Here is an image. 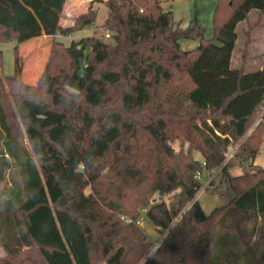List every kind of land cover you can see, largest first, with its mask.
I'll use <instances>...</instances> for the list:
<instances>
[{
	"label": "trees",
	"instance_id": "trees-1",
	"mask_svg": "<svg viewBox=\"0 0 264 264\" xmlns=\"http://www.w3.org/2000/svg\"><path fill=\"white\" fill-rule=\"evenodd\" d=\"M215 1L206 38L161 0H95L71 26L67 0H0V43H15L11 74L0 49V264H264V168L252 165L264 66L246 71L264 0ZM94 3L109 37L57 39L94 25ZM42 36L50 53L29 84L21 45ZM219 167L233 196L207 215L196 175ZM141 218L165 232L159 247Z\"/></svg>",
	"mask_w": 264,
	"mask_h": 264
},
{
	"label": "rangeland",
	"instance_id": "rangeland-1",
	"mask_svg": "<svg viewBox=\"0 0 264 264\" xmlns=\"http://www.w3.org/2000/svg\"><path fill=\"white\" fill-rule=\"evenodd\" d=\"M95 0H68L66 3V19L62 20V24L64 26L73 25V19L80 15L82 12L86 11L89 5ZM104 1V0H102ZM163 8L165 10H172L174 13V18L177 23L184 28L195 25L198 23L201 27L205 29V37L211 38L213 36V11L215 8L216 1L215 0H161ZM102 3H96L94 6H101ZM107 8L105 6H101V10L99 11V16L97 22L86 28L81 32H77L70 37L58 36L57 39L60 41H64L67 45L70 44L72 40L79 41L83 37L92 36L95 34V30L97 29L98 36L109 37L112 33L108 31H104L101 29V24L107 17ZM254 14L251 15V18ZM239 45L234 49L235 60L239 55V52L243 51L242 46V38L239 39ZM12 43H0V48L4 51V60L6 63L5 74H11L10 72L11 66L13 69L14 66V56H13V48L10 46ZM199 41L192 39H182L180 40V46L183 50H191L198 47ZM27 46H30L27 48ZM47 46V45H46ZM46 46L45 44L41 47H31V45H26L25 54L27 58V73L24 75V80L29 84H36L31 75L35 72L38 67L43 66L45 60H47L46 55ZM48 56V55H47ZM11 65V66H10ZM233 67L237 68L236 65H239L238 61H234L232 64ZM264 66V64H262ZM253 64L246 65V71H255ZM30 71V72H29ZM255 127V124L253 125ZM252 127V129H253ZM172 146L178 150L179 144L178 142H173ZM238 146V145H237ZM236 150V147H233ZM232 151H234V149ZM231 149L228 150V154L231 152ZM197 158L200 157L198 152L194 153ZM252 165L256 168H264V144L261 147L259 155L252 162ZM214 172L205 171L203 173L202 183L209 181L211 178V182L209 187L203 192H199L197 199L201 204L205 214L209 215L215 208L222 207L226 205L230 201V196H233V192L230 189L228 177H234L241 175L243 170L240 166L231 167L228 169L227 176H224L223 168H215ZM142 228L147 233L153 241L154 246H156L165 236V232L158 231L153 225L145 219L142 223Z\"/></svg>",
	"mask_w": 264,
	"mask_h": 264
},
{
	"label": "crops",
	"instance_id": "crops-1",
	"mask_svg": "<svg viewBox=\"0 0 264 264\" xmlns=\"http://www.w3.org/2000/svg\"><path fill=\"white\" fill-rule=\"evenodd\" d=\"M104 1H106V0H104ZM94 5H96V3H94ZM101 6H103V5H101ZM101 6H99V11L101 10ZM96 7H98V6H96ZM65 9H66V6H65ZM86 11H84V12H86ZM84 12H82V13H84ZM65 14H66V12H65ZM252 14H254V16L251 18ZM258 19H259V11L252 10L250 12V14H249L248 21H243V22H240L238 24V27H237L238 39H237L235 48L239 45V43H240L239 39L240 38H242V40H243L242 46L244 48V44H245V41H246V34L245 33L248 30V26L250 24H254ZM52 40H53V38L51 36H42V37L30 40V41H28V42H26V43L21 45V51H22V53H23V55L25 57V60H26L25 61V68H24V75H26V73H27V66H28L26 54L24 52L25 51L24 47H26V45H31V47L39 48V47H41L42 45L45 44V46L47 45L46 46V51H47V55L49 56ZM250 40H251V44H250V48H249V55H248L247 64H249V62H250V64L254 65V69H251V70L262 69L263 68L262 64H264V25L263 24L255 27L253 30H251V32H250ZM8 44H10V43H8ZM14 46H15V43H12V45L10 47L14 48ZM28 47H30V46H27V48ZM242 53H243V51L239 52V55L237 56L236 60H235V55H233L232 63H234V61H238L239 62V65H236L237 68L240 67V65H241ZM3 55L5 56L4 51H3ZM47 55H46V58L48 57ZM46 61L47 60H45L43 66L38 67L35 70V72L31 75V77H33L35 81L38 80L42 70L44 69ZM5 70H6V63H5ZM11 71L13 72L12 66H11L10 72ZM3 255H4V252L2 250H0V257L3 256Z\"/></svg>",
	"mask_w": 264,
	"mask_h": 264
},
{
	"label": "built area",
	"instance_id": "built-area-1",
	"mask_svg": "<svg viewBox=\"0 0 264 264\" xmlns=\"http://www.w3.org/2000/svg\"><path fill=\"white\" fill-rule=\"evenodd\" d=\"M260 123H264V105H262L260 108H259V115H258V118L255 122V126L259 125ZM234 151H232L231 149V152L227 155L228 158H231L233 155H234V152H235V148H233ZM236 149H237V146H236ZM220 168V167H219ZM206 171V170H205ZM215 170H212L211 172H214ZM196 177L199 179V180H202L203 179V173L199 172ZM210 182H211V178L209 179V181L203 183V186L201 188V192L205 191L207 189V187H209L210 185ZM145 220L143 218L140 219V221L138 222L141 226H142V223L144 222ZM162 241V240H161ZM161 241L155 246V248L159 247V245L161 244Z\"/></svg>",
	"mask_w": 264,
	"mask_h": 264
},
{
	"label": "water",
	"instance_id": "water-1",
	"mask_svg": "<svg viewBox=\"0 0 264 264\" xmlns=\"http://www.w3.org/2000/svg\"><path fill=\"white\" fill-rule=\"evenodd\" d=\"M2 2H4L5 0H1ZM81 53H83V49L80 50Z\"/></svg>",
	"mask_w": 264,
	"mask_h": 264
}]
</instances>
